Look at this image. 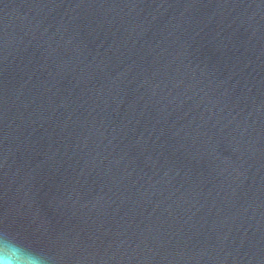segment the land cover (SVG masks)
Returning <instances> with one entry per match:
<instances>
[{"label": "water", "instance_id": "obj_1", "mask_svg": "<svg viewBox=\"0 0 264 264\" xmlns=\"http://www.w3.org/2000/svg\"><path fill=\"white\" fill-rule=\"evenodd\" d=\"M0 229L52 264H264V0H0Z\"/></svg>", "mask_w": 264, "mask_h": 264}, {"label": "clouds", "instance_id": "obj_2", "mask_svg": "<svg viewBox=\"0 0 264 264\" xmlns=\"http://www.w3.org/2000/svg\"><path fill=\"white\" fill-rule=\"evenodd\" d=\"M53 257L24 243L17 234L0 229V264H52Z\"/></svg>", "mask_w": 264, "mask_h": 264}]
</instances>
